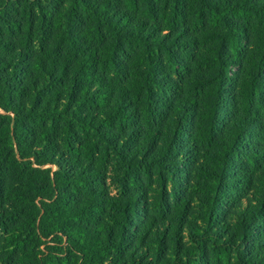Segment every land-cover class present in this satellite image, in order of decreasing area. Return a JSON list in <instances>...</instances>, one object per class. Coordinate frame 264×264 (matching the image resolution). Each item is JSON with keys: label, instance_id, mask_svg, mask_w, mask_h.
Listing matches in <instances>:
<instances>
[{"label": "trees", "instance_id": "1", "mask_svg": "<svg viewBox=\"0 0 264 264\" xmlns=\"http://www.w3.org/2000/svg\"><path fill=\"white\" fill-rule=\"evenodd\" d=\"M0 203V264H264V0H0Z\"/></svg>", "mask_w": 264, "mask_h": 264}, {"label": "rangeland", "instance_id": "2", "mask_svg": "<svg viewBox=\"0 0 264 264\" xmlns=\"http://www.w3.org/2000/svg\"><path fill=\"white\" fill-rule=\"evenodd\" d=\"M15 173L16 174H14V175L8 174L5 181H4L5 186L8 187L9 189H13V190H14L15 181L17 180V177H19L18 172L15 171ZM112 193H113V190H112ZM8 204H9V202H6V205H8ZM0 209H1V203H0ZM2 213H3V215L9 217L11 214V210L9 208L5 207V210ZM4 222L7 226L4 229V231H3V229L1 230V228H0V233H1V236L5 239H9L14 234L15 231L22 229L21 219H19V221H17V220H15V218H11V219L5 218ZM26 243H27V245L25 244L26 247L30 250L35 249L34 251H37L40 249L43 251L45 249V246L43 245V243L38 241L36 239V237H34L33 235H31L28 238ZM49 245H52V244H49ZM60 258H62L61 264H72L71 262L66 261L65 255L63 257H60Z\"/></svg>", "mask_w": 264, "mask_h": 264}]
</instances>
